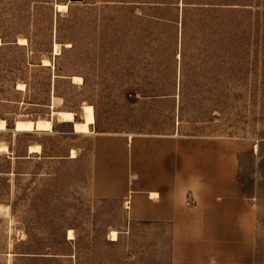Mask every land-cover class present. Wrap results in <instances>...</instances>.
Masks as SVG:
<instances>
[{
  "label": "rangeland",
  "instance_id": "rangeland-1",
  "mask_svg": "<svg viewBox=\"0 0 264 264\" xmlns=\"http://www.w3.org/2000/svg\"><path fill=\"white\" fill-rule=\"evenodd\" d=\"M0 42V264H171L169 226L93 196L96 134L250 143L240 178L264 264V0H0ZM37 120L53 131L14 133Z\"/></svg>",
  "mask_w": 264,
  "mask_h": 264
},
{
  "label": "crops",
  "instance_id": "crops-1",
  "mask_svg": "<svg viewBox=\"0 0 264 264\" xmlns=\"http://www.w3.org/2000/svg\"><path fill=\"white\" fill-rule=\"evenodd\" d=\"M251 149L232 139L96 134L92 194L120 201L130 222L169 226L171 264H255L257 209L240 178Z\"/></svg>",
  "mask_w": 264,
  "mask_h": 264
},
{
  "label": "bare ground",
  "instance_id": "bare-ground-1",
  "mask_svg": "<svg viewBox=\"0 0 264 264\" xmlns=\"http://www.w3.org/2000/svg\"><path fill=\"white\" fill-rule=\"evenodd\" d=\"M57 8L59 10H64L67 11L68 10V6L67 5H58ZM1 45V42H0ZM19 45L25 46L27 45V42L25 40H19ZM70 45H67V47H69ZM54 53L55 55H59L60 54V46L59 45H55V49H54ZM50 63L49 61H44V66H49ZM72 81L74 84H81L82 83V79L79 77H73ZM24 86L18 85V90L19 91H23L24 90ZM54 117L57 118L58 123H62V124H72L73 129H74V133L75 134H80V135H89L92 134V128H91V124L90 122H86L85 119L83 118L82 121H77L76 120V116L74 113L72 112H64V111H59V112H53L52 114ZM83 116H85V114H83ZM7 123L6 121L0 119V132H5L7 131ZM21 131H26V132H52L53 131V123L51 120H37L34 123V126L32 129H21L17 124L14 128V133H20ZM40 134V133H39ZM4 147V146H3ZM3 151H8V149L6 147L3 148ZM41 147L37 146V147H31L29 149V154H41ZM72 158H76V154L73 151L72 154ZM111 239L112 241H117L118 240V233L117 232H112L111 234ZM73 237V232H69V240H72Z\"/></svg>",
  "mask_w": 264,
  "mask_h": 264
},
{
  "label": "water",
  "instance_id": "water-1",
  "mask_svg": "<svg viewBox=\"0 0 264 264\" xmlns=\"http://www.w3.org/2000/svg\"><path fill=\"white\" fill-rule=\"evenodd\" d=\"M85 0H69V3L71 4H79V3H83Z\"/></svg>",
  "mask_w": 264,
  "mask_h": 264
},
{
  "label": "built area",
  "instance_id": "built-area-1",
  "mask_svg": "<svg viewBox=\"0 0 264 264\" xmlns=\"http://www.w3.org/2000/svg\"><path fill=\"white\" fill-rule=\"evenodd\" d=\"M129 202H127L126 204H128Z\"/></svg>",
  "mask_w": 264,
  "mask_h": 264
}]
</instances>
